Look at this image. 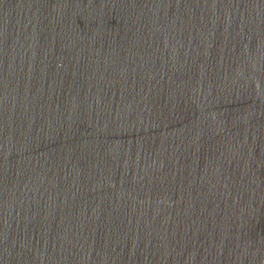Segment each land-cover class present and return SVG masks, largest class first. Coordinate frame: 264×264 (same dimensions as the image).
Returning a JSON list of instances; mask_svg holds the SVG:
<instances>
[{
  "label": "water",
  "instance_id": "water-1",
  "mask_svg": "<svg viewBox=\"0 0 264 264\" xmlns=\"http://www.w3.org/2000/svg\"><path fill=\"white\" fill-rule=\"evenodd\" d=\"M0 264H264V0H0Z\"/></svg>",
  "mask_w": 264,
  "mask_h": 264
}]
</instances>
